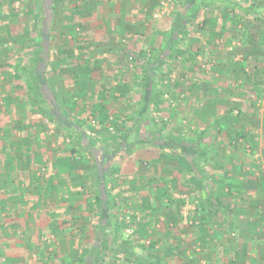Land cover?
I'll use <instances>...</instances> for the list:
<instances>
[{
	"label": "crops",
	"instance_id": "obj_1",
	"mask_svg": "<svg viewBox=\"0 0 264 264\" xmlns=\"http://www.w3.org/2000/svg\"><path fill=\"white\" fill-rule=\"evenodd\" d=\"M92 1L94 2L89 4V13L91 17L93 15L96 17L94 18L96 19L95 23L93 22L94 28L85 30L84 33L76 27V33H70V36L67 35L70 30L66 29V35L71 40L64 37V39L59 40V44H56L55 47L48 46L53 56L59 55L60 60L55 75L53 72L47 74L51 89L55 93L50 98V102L53 104L50 106V111L57 115L58 124L50 121L46 116H40L38 109L33 105L31 110L33 117L29 116L28 119L24 112L20 115L16 114L17 117L12 119L16 122L21 121L23 125H26V129L20 131L16 128L17 126H13V121L7 126H0V136L2 137L0 139V152L9 151L4 150L6 149L5 143H7L4 129L10 127L9 132L11 134L8 142L11 145L10 151L19 152L12 155L10 159L2 153L0 156V264H83L80 258L84 254L85 260L93 261L95 264L104 263L108 258H117L107 256L103 259L102 254L96 262L94 261V252L90 254L91 249L86 254V250L84 253V249L79 247L84 239L89 238H93L90 241L92 247L98 244L95 237L100 208L95 200V195L98 192L104 196V187L109 191L112 201L110 206L114 205L112 208L114 213L120 204L122 205L120 209L128 204H132L136 208L142 204L147 206L142 208L146 212L158 210L159 212H155L156 214L151 221L155 227L160 226L164 221V209L174 210L173 186L174 179H178L174 177V171H163L164 162L162 159L158 160L161 151L168 149L159 146L161 141L153 143L150 133L145 131L143 132L145 139L139 140L134 146L130 137L139 123L133 127L128 136L127 144H124L117 154L114 152L116 146L112 136L119 137L125 133L126 127L132 128L131 123H128V126H123L119 135H107L91 141L94 145L93 152L97 154V157L94 153L92 157L85 147L77 143V135L72 133L74 129H79L78 126H75L77 122H80L81 116L77 112L78 110H75V108L81 109L77 105L89 108L88 102H90L93 113L94 110L103 112L100 116L105 117V122H109L114 116L113 114L105 115L107 110L114 107L115 101L118 102L126 98L129 101L130 91L126 89L127 84L133 82L138 87L137 84L140 81L141 74L135 70L136 61L131 59L132 54L139 56L133 50L135 48L129 45L132 40L129 39L126 43L125 39H122V45L115 46L114 38L109 39L112 38L110 36L112 31L109 26L102 29L101 26L104 25L102 21L105 23L106 20L108 24H111V21L115 20L117 21L115 25L118 26L119 21L122 20V22H126V28L121 27V32L132 31L128 28V19L134 17L136 12H139L140 16L143 14L145 17L150 15L147 11L152 3V0ZM103 1L110 4L107 6V12L98 11V5ZM261 1L264 0H173L174 10L171 11V14L168 13L169 16L166 15V18L171 17L168 26L160 34L155 33L160 36V40L158 43L150 45L149 48L143 47L141 50V53H144L147 50H159L164 47V38L171 32L170 27L175 16L182 14L187 18L185 31L182 33L175 50L180 51L179 47L183 46V51H189L190 54L186 55L188 65L185 68L188 71L179 73L180 77L174 79L175 50L174 45H172V49H165L164 53L168 57L155 75V87L160 94L156 95L152 105L157 107L164 100L167 103L164 110L161 109V105L159 106L158 110L161 112V116L164 115L160 118L161 121L172 120L170 116L172 118L174 116V94L176 93L174 87L183 84L185 81L188 82V90L192 92L195 98L202 95L204 99L209 100L214 94L218 95L219 99H226L230 96L229 94L232 93L234 87L231 86L240 81L238 78L240 71L237 66L243 67L242 59L246 57V55L242 56V53H251L250 55L253 56L247 58L256 60L257 57L254 55L263 46L258 42L259 33L256 30L258 28L256 21L264 15L263 11L262 15L258 12V5ZM94 3L97 4L96 7ZM112 5H116L117 9H114L115 7ZM70 17L71 15L67 16V19ZM154 31L156 30L154 29ZM154 31L152 30V34ZM72 34H74L75 40L72 39ZM177 35V32L173 33V37ZM85 41L87 42L86 45L84 44ZM72 48H74V57L69 55ZM217 53H219V57L218 55L215 56L217 61L210 58L212 54ZM224 53L228 54L224 56ZM115 55L117 57L113 58ZM238 58L240 61H236ZM168 65V72H165L164 69ZM208 69L213 70L214 73L207 75ZM164 72L165 75H163ZM215 80L224 84V88L218 87V91L215 90L216 87L210 89L212 87L210 82ZM58 85L59 87H57ZM44 91L47 92L48 90L45 88ZM137 93L139 98L142 93L139 87ZM180 96L182 97L183 94ZM86 99L89 101H85ZM55 102L57 107H55ZM151 109L150 106V116ZM217 111L221 114L217 113V116L224 117L222 109ZM94 114V116H98V114ZM116 117V122L123 118L119 115ZM218 119L223 118L219 117ZM35 121H41L40 124L36 125L38 127L32 126L31 123ZM143 124L140 123L142 125L140 132L148 126ZM67 126L71 133L65 130L64 127ZM152 126L156 127L155 125ZM39 127H41L40 130ZM87 127L88 124L85 122L81 129L86 132ZM162 132L163 134L169 133L164 130ZM170 133L174 132L171 131ZM29 134L31 136L34 134L38 139L34 136V138L29 137ZM60 136L70 137V141L68 138V141L71 142L69 148L81 150L82 162H78L77 158L80 156L77 153L71 154L70 150L68 151L60 145ZM24 145H31L32 151L29 153L34 151L36 154L26 155L27 152H25L22 155L20 149H23ZM129 149L131 152L136 151V155L141 151L142 155L130 159L131 162L128 159L127 161L120 160V156L126 155ZM144 151L148 153V158L153 163L147 167L140 165V158H145L143 156L145 155ZM130 153L127 154L130 155ZM160 164L162 171L159 169L155 171V166L158 167ZM6 165L8 166L6 167ZM125 168H132L135 171L134 176L137 175L132 182L135 183L136 187L138 186V190L132 195L129 190L125 191L128 185L131 186L127 178L132 175L131 171ZM101 175H105L104 182L98 185ZM190 175L192 174L187 172L182 178L179 177L187 184V191L193 187ZM193 178L195 179L194 176ZM178 189L179 187H176L175 191L179 192ZM115 195H119V199L122 200L121 203L118 204L114 200ZM103 198L105 199V197ZM133 199L138 202V205L131 202ZM151 205L157 206L150 207ZM183 209L184 205H181L175 210L176 225L184 220L185 211ZM197 209L199 210V207ZM195 210L196 207H187L189 215L197 212ZM200 212L198 211L197 214ZM256 222L252 221L251 223L252 234L250 239H232V243L223 244L221 239H174L175 245H177V250H174V259L179 254L182 261L187 260L188 264H201L203 262L204 264L211 262L214 264H264V242L259 241L261 239H253L254 234L256 235L258 231H264V221H259L260 225ZM7 226L10 227V230L5 229ZM91 226L93 230L90 234L92 236H88L87 228ZM190 234L194 235V231ZM245 241L251 245V251H247ZM125 243L127 244L126 241ZM151 243H154V246L150 248ZM149 245L147 246L149 249L159 250L160 248L157 240H150ZM185 245L190 249H187ZM179 249L181 251L178 253ZM139 255L146 257L143 253ZM127 259L129 260V258ZM133 262L137 263L136 261ZM179 263L180 261H178Z\"/></svg>",
	"mask_w": 264,
	"mask_h": 264
},
{
	"label": "rangeland",
	"instance_id": "obj_2",
	"mask_svg": "<svg viewBox=\"0 0 264 264\" xmlns=\"http://www.w3.org/2000/svg\"><path fill=\"white\" fill-rule=\"evenodd\" d=\"M32 1L33 0H0V123L15 119V117H17L16 114L20 115L24 112L26 113L28 119L29 116L33 117V113L31 112L33 105L29 102V99L26 98L27 93L24 89V84L21 78L16 76L19 65L27 61L30 55L31 48H28L27 43L36 35L37 32V14L35 8L31 5ZM161 1L162 0H152V3L149 5L151 7L148 8L150 11H147L150 15H146L145 17L143 14L140 16L139 12H136L134 13V17L128 19V28L132 31L121 32V27L126 28V22H122V20L119 21L118 26L115 25L117 22L115 20L111 21V24H108L106 20L105 23L102 21V24L104 25H102L101 28L104 29L109 26L112 31L110 35L112 38L109 39L114 38L113 43L115 46H119L122 39H125L124 41L126 43L129 39H131L132 41L128 44L135 48L133 50H135L139 56L143 55V53H141L143 47L149 48L150 45L158 43L160 36L155 33L160 34V32L168 26L171 17L166 18V15L169 16L171 11L174 10L173 0H166L168 3L167 10L170 13H159L160 16L155 18L153 14L156 9L159 8ZM91 2L94 1L57 0L55 15L49 32L50 36H48L47 43L45 39V46L50 45L51 47H55L56 44H59V40L61 38L64 39V37L71 40V38H68L67 35L70 36V33H76V29L72 32H68L67 35L65 30L69 29L67 16H69V11L73 7L77 15L76 18L73 17V20L76 19L73 24L75 23L74 25L79 28V31L84 32L85 30L92 29V27L94 28L93 22L95 23L96 19L94 18L96 17L94 15L91 17V14L87 12L89 8H86V3L88 4ZM83 3H85V5ZM263 3L264 1H261L258 5V12L260 14L262 11L264 12ZM94 4L96 7L97 4ZM109 5L110 4L103 1L100 5H98V11L107 12V6ZM112 6L115 7L116 5ZM114 9L117 8L115 7ZM263 17L264 15L256 21L258 26L256 30L259 33L258 42L263 46L260 51L255 53L256 55L254 56L257 57L256 60L247 58L249 56H253L250 55L251 53H242V56L246 55V57H243V59L241 58L243 60V67L237 66L240 71L238 77L240 81L236 85L231 86L234 87L232 88V93H227V95H230L229 97H226V99H219L218 95L214 94L209 100L204 99L202 95L199 98H195V96L193 97L192 92L188 90V82L186 83L185 81L183 84L174 87V92L176 93L174 94V116L173 118L170 116V119L172 120L164 122V124L161 123L162 121L160 118L164 115L161 116V112H159L158 109L161 105V109L163 108L164 110L167 104L165 100L157 107L151 105V125L156 126L159 124L164 131L169 133L171 131L179 132L185 137L196 138L201 136L207 139L210 138V161L207 170L210 181L216 190V195L219 197L220 204L219 209H214L211 205H209V202L205 201L202 186L193 178L192 175H190V181L193 187L187 191V184L181 180L182 176H184L187 171L185 170L184 172L182 170L184 168L187 169L185 163L180 161L179 157L173 155L170 150L161 151L160 158H158V160L162 159L165 166L162 168L160 164L158 167L155 166L154 170L157 171V169H159L162 171L163 169V171H174V177H177L178 179H174L173 186L174 210L170 211L164 209V221L157 227H155L151 221L156 214L155 212L158 210L146 212L145 209L142 208L147 206H143L142 204H139L137 208L132 206V204H128L123 206L121 209L120 207L122 205L120 204L118 208H116L117 211L115 212L113 221L114 225L122 231L124 240L128 245L133 247L137 255L143 253L152 262L158 264H178V261H180L179 264H188L186 262L187 260L182 261L179 254H177L178 256H175L174 259V250H177V245H175L176 243L174 239H221L223 244L232 243V239H250L252 234V221H257L256 223H259V225V221H264ZM154 29L156 31H154ZM152 30L154 31V34H152ZM63 34L65 35L63 36ZM72 35L74 36V34ZM86 41L84 42L85 45L88 42ZM107 41L112 42L111 40ZM235 45L238 46V44ZM179 49L181 50L174 51V79L179 76V73H186L188 71V69L187 71L185 69L188 65L186 61V55L188 53L182 50L183 46L179 47ZM218 54L219 53L212 54L210 58H214L217 61L215 56ZM227 54L228 53H224L223 55L225 56ZM116 57L117 55L113 58ZM236 61H240V59L238 58ZM255 62H257V64H255ZM244 68L247 69L245 70ZM168 69L169 65L166 69H164V71L168 72ZM211 69H208L209 73L207 75H212L213 70ZM165 72L163 75H165ZM6 77L8 79H6ZM125 79L128 80L129 78ZM210 84H212L210 89L216 87V91H218V87L224 88L225 86L224 84L218 83L217 80L210 82ZM127 86L128 87L126 89L130 91L129 101L126 100L127 98L118 102L115 101L114 107L107 110V113L105 114L107 116L109 114H113V120L109 119V122H105V117L100 116L103 112L94 110V113L99 116H97V118L101 128L99 131H96L97 133L95 136H88L86 134L92 141L96 138L98 139L99 137H106L107 135H119L123 126H128V123H131L132 126V118L137 115L136 105L139 99L137 93L138 87L133 82H130ZM57 87H59V85ZM180 94H183V96L181 97ZM85 101L89 100L86 99ZM88 104L90 106H88L89 108L84 105V107H79L77 105V107L81 109L75 108V110H78L77 112L81 115L79 119L83 126L85 122H87V116L94 114L92 111L93 108L90 105L91 103L88 102ZM215 108L217 110L222 109L224 117L217 116L219 111H215ZM117 115H119V117L123 116V120L120 122L118 120L116 122ZM219 117L223 118V121L219 119L220 123L218 122ZM146 122H144L143 125H149L148 122ZM219 125L222 126L221 129H218V127H220ZM108 127H113V132H110ZM141 127L142 125L139 123L138 127H135L133 130L134 132L130 137V140H133V145L136 142L138 143L139 140L145 139L143 134L144 130L140 132ZM88 129L89 126L86 130ZM227 130H230L229 132H231V134L228 133ZM234 131H236L237 134ZM242 132L243 135H241ZM100 133L102 134L99 135ZM60 137V145L64 149L71 151L72 149L69 148L71 146V142H69L70 137ZM80 151L75 148L73 152H71V154L75 152L80 156L77 158L79 163L82 162L81 158L83 157ZM130 152L131 150L129 149V152H126V155L120 156V160L127 161L128 159V161L131 162L130 159H135L136 157L142 155L141 151H139L137 155L136 151ZM144 152L145 155L143 156H145V158H140V165L147 167L153 163L148 158V153H146V151ZM127 153H130V155ZM125 169L131 171L132 173L131 177L127 178V180L130 181L129 184H131V186L128 185L125 188V191L129 190V193L132 195L133 192H137L138 190V186L136 187L135 183L132 182L136 179L137 175L134 176L135 171H133L132 168ZM148 171H150V169H148ZM226 179H230L231 182L227 183ZM176 187H179V192H177V190L175 191ZM114 200L117 201L118 204L122 202V200L119 199V195H115ZM133 200H131V202H135L136 205H138V202H136L135 199ZM196 203L199 205L198 207H200V205L202 206L201 209H197ZM181 205H184V220L183 222H180V224L176 225L175 210ZM154 206L157 205H151L150 207ZM189 206L192 208L196 207L195 211L197 212L189 215L187 212V207ZM198 211H201L202 213L197 214ZM155 228H157V230H155ZM91 230H93L92 226L87 228L88 236H92V234H90ZM193 231L194 235L190 234ZM92 239L93 238L84 239L82 244L79 246L84 249V253L86 250V254L89 253L92 248V245L90 244ZM253 239H261L259 241L264 242V231H258L256 235L254 234ZM150 240H157L159 242V250L147 248ZM102 243H105V239H102ZM245 243H247L245 245L247 246V251H251V245L248 241H245ZM185 246L187 249H190L187 245ZM102 250L103 249L101 247H98V249L94 251V261L97 262V258L101 257L103 252ZM180 251L181 250L179 249L178 253ZM244 262H246V260ZM98 264H139V262L135 263L133 261H129L127 258L121 257L108 258L104 263L101 262ZM201 264H204V262ZM209 264L214 263L211 262Z\"/></svg>",
	"mask_w": 264,
	"mask_h": 264
},
{
	"label": "trees",
	"instance_id": "obj_3",
	"mask_svg": "<svg viewBox=\"0 0 264 264\" xmlns=\"http://www.w3.org/2000/svg\"><path fill=\"white\" fill-rule=\"evenodd\" d=\"M56 2L57 0H33L32 6L35 8L36 14H37V28H36V35L31 38L27 45L28 48H31L30 55L27 59V61L21 63L17 69V77H20L23 84L24 89L27 93V97L29 99V102H31L32 105L36 106L38 109V113L40 116L48 118L50 121L57 123V115L53 114L50 111L51 104L50 98L51 95L53 96L54 91L51 89V86L49 84V77H47V74L53 72V75H55V71L57 72L56 67L59 65V55L53 56L52 52L49 50V45L45 46V44L48 42V36L53 17L55 15V8H56ZM85 5V3H83ZM90 3H86V8H89ZM75 5V4H74ZM74 8V7H73ZM71 8L69 11V15H71L70 18L67 19L70 32L75 30L77 26L73 24V22L76 20H73V17L76 18L74 15H76L75 10ZM87 12H90V8ZM187 22V18L183 16L182 14H177L174 18V21L172 22V25L170 27L171 32L166 36L164 47H161L159 50H147L143 53V55L131 56V59L136 61L135 63V70H137L140 74V81L137 84L138 87L142 90L141 96L139 97L138 103L136 105L137 115L133 117L132 122V128L128 129L126 127V132L118 136H112L113 140L115 141L116 149L114 152L117 154L124 146V144H127L128 136L131 134L132 129L134 126H136L138 123H144L148 122V126L146 128L144 127L145 132H149L151 135V138L153 139V143L157 141H161L159 143V146L161 148H167L171 151L172 154L179 157L180 161H183L185 163V166L187 169H182L184 172L187 170L190 172L196 179V181L200 183L202 186L203 194L205 201L209 202V205H211L214 209H219L220 200L219 197L216 195V190L213 188V185L210 181L209 174H208V164L210 161V149H211V141L210 138L207 139L205 137H196V138H190L185 137L179 132L174 133H166L163 134V129L161 125H156V127H153L151 125V118H150V110L149 107L152 105L154 98L156 95L160 92L156 89L155 85V75L157 73L158 68L162 65L164 60L168 57L167 54L164 53L165 49H172V45H174V50L176 46L178 45L182 33L185 31V24ZM178 33L177 36L173 37V33ZM75 36L72 35V39H74ZM46 39V43H45ZM76 39V38H75ZM74 39V40H75ZM50 43V41H49ZM183 53V52H182ZM186 53H189V51H186ZM84 55V53H82ZM190 54V53H189ZM70 57H74V48H72L71 52L69 53ZM169 55V54H168ZM86 57V56H85ZM84 57V58H85ZM15 77V76H13ZM6 79H8L6 77ZM177 85H175L176 87ZM48 90L47 92L44 91L45 88ZM55 94V93H54ZM55 99V98H54ZM56 104V102H55ZM54 104V105H55ZM57 107V104L55 105ZM150 119V120H149ZM221 121L223 119H220ZM218 119V122L220 121ZM13 120H10L8 122H2L0 123V126H7L8 124L12 123ZM146 122V123H147ZM29 123V122H28ZM41 121L34 123H31L32 126H36L40 124ZM44 123V122H43ZM161 123L164 124L162 121ZM220 123V122H219ZM5 124V125H4ZM58 124V123H57ZM13 126H17L16 128L20 129H26V125H23L21 121L16 122L13 121ZM75 126H78L79 129L72 131V133H75L76 136V142L79 143L81 146L85 147L88 152H90L91 156L93 157V150L94 145L91 142L92 140L86 135V133L81 129L82 123L77 122ZM220 126V125H219ZM38 127V126H36ZM11 128V127H10ZM10 128L4 129V132L6 131V149L5 151L9 150L8 152H0L2 155H5V157L9 158L14 155L18 154L19 152H12L11 145L8 143L10 141ZM65 130H68L69 133H71L69 127H64ZM218 127V129H220ZM41 127H39V130ZM72 129V128H71ZM230 130H227L228 133ZM29 132V131H28ZM236 134L237 132L234 131ZM39 135V133H38ZM243 135V132L241 133ZM34 134L31 136L29 134V137L38 139L37 136H34ZM2 137L0 136V139ZM1 141V140H0ZM29 144V143H27ZM23 147V146H22ZM31 145H24L23 149H20V153L24 155H31L34 153L31 152ZM24 150V151H23ZM74 149L71 150L73 152ZM23 151V152H22ZM20 155V154H19ZM94 155L97 157V154L94 153ZM8 165H6L7 167ZM10 166V163H9ZM186 171V173H187ZM103 173V172H102ZM105 175H101L99 177L98 185H101L104 182ZM227 183H230V179H226ZM105 197V199L103 198ZM95 200L97 201V204L100 208V216L99 221L97 223L96 227V237L95 241L98 243L97 246H93L91 248L90 254L93 253L95 250L98 249V247H101L103 250V259L107 256H115L117 258L120 257H127L130 261H140L144 264H154L152 261H150L148 258H146L143 255H137L133 248L131 246H128L125 243V240L123 238V233L120 229H118L113 221L115 217V213L112 211V208L114 205L110 206L112 204L111 198L109 195V191L104 187V196L101 194H98V192L95 195ZM170 199H168L169 201ZM171 201V200H170ZM197 204V203H196ZM169 205V204H168ZM199 205L197 204V207ZM201 205L199 209H201ZM201 213V212H200ZM10 227H6L5 229H9ZM10 230V229H9ZM60 230V229H58ZM102 239H105V243H102ZM102 243V244H101ZM154 243H151L149 247H153ZM83 257V256H82ZM80 258L81 262L83 264H95L93 261L85 260L84 257ZM102 260V259H101Z\"/></svg>",
	"mask_w": 264,
	"mask_h": 264
},
{
	"label": "built area",
	"instance_id": "obj_4",
	"mask_svg": "<svg viewBox=\"0 0 264 264\" xmlns=\"http://www.w3.org/2000/svg\"><path fill=\"white\" fill-rule=\"evenodd\" d=\"M167 5H168V3L166 2V0H162L161 2H160V6H159V8H157L156 9V11H155V13L153 14V16L155 17V18H157L158 16H160V14H162V13H164V12H167L166 14H168L169 12H168V10H167ZM162 10V11H161ZM160 13V14H159ZM159 14V15H158ZM111 120H113V118H111ZM123 120V118H121L120 119V121H122ZM119 121V122H120ZM87 124H88V126H89V129L88 130H86V134L88 135V136H95V134L97 133L96 131H99L100 130V128H101V125H100V123H99V121H98V118L96 117V116H94V115H88L87 116ZM108 130L110 131V132H113V127H108Z\"/></svg>",
	"mask_w": 264,
	"mask_h": 264
}]
</instances>
